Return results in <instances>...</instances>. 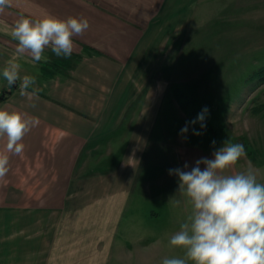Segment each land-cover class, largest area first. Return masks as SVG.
<instances>
[{"label": "crops", "instance_id": "1", "mask_svg": "<svg viewBox=\"0 0 264 264\" xmlns=\"http://www.w3.org/2000/svg\"><path fill=\"white\" fill-rule=\"evenodd\" d=\"M256 6L264 7V0H12L0 13V96L10 92L0 103L12 105L17 94V111L39 124L23 138L22 172L13 178L23 203L7 210L6 259L0 264H126L127 251L142 246L119 232L129 205L145 199L155 205L146 216L157 231L146 240L163 245L179 230L191 206L169 170L190 171L226 142L235 144L195 120L203 106L181 88L218 65L216 58H201L206 53L200 42L248 37L246 29L235 34L232 25L239 20L244 28ZM42 11L89 20V28L73 37L69 58L50 48L46 62L16 54L18 42L10 35L15 20ZM208 49L220 54L213 45ZM14 56L20 77L36 78L27 90L39 89L32 100L20 95L19 80L8 87L2 75ZM190 99L194 105L185 109L181 101ZM208 128L213 133L205 136ZM9 155L8 164L20 165V155ZM231 172H239L237 164L226 170ZM135 252L130 256L136 259Z\"/></svg>", "mask_w": 264, "mask_h": 264}, {"label": "clouds", "instance_id": "2", "mask_svg": "<svg viewBox=\"0 0 264 264\" xmlns=\"http://www.w3.org/2000/svg\"><path fill=\"white\" fill-rule=\"evenodd\" d=\"M11 5L12 0H0V13ZM89 26L85 17L60 18L42 11L35 17L21 14L10 35L18 42V56L27 54L34 62H46V48L57 57L69 58L74 50L73 37L82 35ZM15 59L7 62L2 75L8 87L19 80L20 95L32 100L39 89L27 90L36 84V78H21V65ZM207 111L203 109L197 120L203 121ZM38 124L37 117L0 108V138H6V152L21 155L24 136ZM187 131L185 126L181 134ZM213 156L197 160L190 171L169 170L178 177V192L186 197L191 211L168 241L171 247L182 249L183 256L165 257L161 264H264V183L258 182V172L251 165L244 171L226 173L246 156L243 144L226 142ZM8 159V155L0 154V178L8 171ZM201 164L205 165L203 170Z\"/></svg>", "mask_w": 264, "mask_h": 264}, {"label": "rangeland", "instance_id": "3", "mask_svg": "<svg viewBox=\"0 0 264 264\" xmlns=\"http://www.w3.org/2000/svg\"><path fill=\"white\" fill-rule=\"evenodd\" d=\"M259 8L263 10L261 19H259ZM238 21L232 25L233 32L235 34L238 32L239 35L247 30L248 37L237 38L238 40H234L235 43H226L225 41L221 44L200 42L202 52L205 51L206 53L200 55L201 58L205 59L206 63H209L207 60L216 58L215 61L218 65L209 69L207 74L195 82L186 83L182 86L181 91L195 93L199 104L203 106L202 110L207 108L208 111L205 114L209 116V124L219 131L218 139L223 135L227 141H230L232 137L235 144H243L246 156L241 157L237 162L238 170L244 171L251 165L258 172V182L264 183V76L255 78L254 75L257 69L264 66V7H254V11L248 16L244 28L242 22L238 23ZM223 23H225V31L229 30L230 23L223 21L221 24ZM206 24L211 26L214 22ZM214 28L215 26L212 29ZM242 29L246 30L242 32ZM203 31L206 32L205 29ZM212 45L214 48L220 49V54L214 56L208 53V48ZM189 56L187 55L186 58ZM187 72L192 71L189 69ZM181 76L185 77L186 75ZM17 96V94L16 97L14 96L15 100L12 105L10 102L0 103V108L9 109L6 106L8 105L14 107L12 110H17ZM184 96L186 95L184 94ZM213 102L214 107H211ZM187 108L190 109L191 105L187 104ZM202 122L200 121V123ZM217 123H219L218 126ZM205 132V136H210L209 133H213L211 128ZM22 143L24 144L23 140ZM0 147V154L8 155L10 159L9 153L6 152V138H0ZM19 157L20 159H16L15 162L20 163V165L7 164L8 171L3 178H0V249L3 250L0 252V259H6V246L2 240L7 237V210L12 209L13 205L17 206L23 203L21 188L13 187L14 172L19 177L21 176L19 173L22 172L21 155ZM9 159L8 162H12V159ZM20 184L15 182L16 186ZM13 189H16L15 195ZM151 206L155 205L149 199H145L141 206L136 208L133 203L129 205L119 236H124L132 244L142 247L136 249L137 252H135V246H132V254L129 253L130 250L127 251L126 264H161L165 257L183 256V250L171 247L168 243L169 239H165L163 245H152L153 243L146 240L157 233V231H152L154 224L150 221V216H146ZM154 222L156 223V221ZM134 252L137 254L136 259L130 256L134 255ZM110 264H122V261L121 263L111 262Z\"/></svg>", "mask_w": 264, "mask_h": 264}, {"label": "trees", "instance_id": "4", "mask_svg": "<svg viewBox=\"0 0 264 264\" xmlns=\"http://www.w3.org/2000/svg\"><path fill=\"white\" fill-rule=\"evenodd\" d=\"M254 75H255V78H261L262 76H264V66H262L261 68L257 69ZM181 104L186 109L187 108V104H190L191 107H192V105H194V101L192 99H190V100H183V101H181ZM208 123H209L208 122V119L207 118H204L203 122L201 123V126H202V124H203V126H206V125H208Z\"/></svg>", "mask_w": 264, "mask_h": 264}, {"label": "water", "instance_id": "5", "mask_svg": "<svg viewBox=\"0 0 264 264\" xmlns=\"http://www.w3.org/2000/svg\"><path fill=\"white\" fill-rule=\"evenodd\" d=\"M10 94V92L8 91H3L2 95L0 96V100H4L8 95Z\"/></svg>", "mask_w": 264, "mask_h": 264}]
</instances>
